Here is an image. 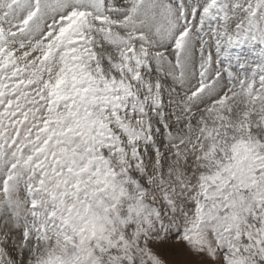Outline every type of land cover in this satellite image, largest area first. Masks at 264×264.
Returning <instances> with one entry per match:
<instances>
[{
  "label": "snow or ice",
  "instance_id": "snow-or-ice-1",
  "mask_svg": "<svg viewBox=\"0 0 264 264\" xmlns=\"http://www.w3.org/2000/svg\"><path fill=\"white\" fill-rule=\"evenodd\" d=\"M0 264H264V0H0Z\"/></svg>",
  "mask_w": 264,
  "mask_h": 264
}]
</instances>
